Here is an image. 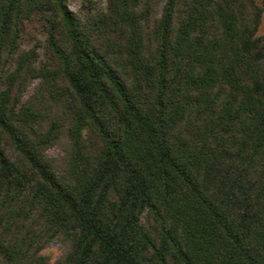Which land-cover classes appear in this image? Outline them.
<instances>
[{
	"label": "trees",
	"instance_id": "obj_1",
	"mask_svg": "<svg viewBox=\"0 0 264 264\" xmlns=\"http://www.w3.org/2000/svg\"><path fill=\"white\" fill-rule=\"evenodd\" d=\"M71 4L0 0V264H264V0Z\"/></svg>",
	"mask_w": 264,
	"mask_h": 264
},
{
	"label": "rangeland",
	"instance_id": "obj_2",
	"mask_svg": "<svg viewBox=\"0 0 264 264\" xmlns=\"http://www.w3.org/2000/svg\"><path fill=\"white\" fill-rule=\"evenodd\" d=\"M72 1V7L74 8V9H76L77 7H78V5H79V2L81 1V0H71ZM259 34H264V16H263V21H262V24H261V26H260V28H259ZM53 151H55V150H53ZM44 252L46 253V254H48L50 257H51V261L52 262H55V261H57L60 257H61V255L63 254V252H64V247H63V245L59 242V241H57V240H55V241H53L51 244H50V246L49 247H47L45 250H44Z\"/></svg>",
	"mask_w": 264,
	"mask_h": 264
}]
</instances>
